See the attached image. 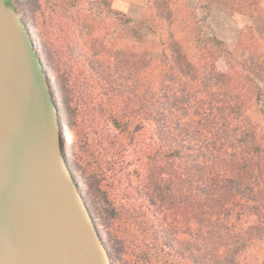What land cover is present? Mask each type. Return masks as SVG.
Wrapping results in <instances>:
<instances>
[{"label": "trees", "instance_id": "trees-1", "mask_svg": "<svg viewBox=\"0 0 264 264\" xmlns=\"http://www.w3.org/2000/svg\"><path fill=\"white\" fill-rule=\"evenodd\" d=\"M110 1L99 0L106 7ZM201 1L206 9L218 1L248 13L260 4ZM11 2L48 76L63 150L113 264H127L117 258L121 253L132 264H147L137 240L148 234H161L172 252L176 240L193 238L194 264H239L248 246L264 242V148L245 117L252 102L245 64L241 71L229 68L232 53L209 27L194 35V63L174 48L147 58L144 47L132 53L128 71L124 51L98 52L103 42L87 39L104 32L101 17L82 12L74 25L62 24L56 11L64 0ZM44 26L54 35L50 45L49 33L38 29ZM83 32L88 53L73 40ZM87 89L98 92L97 102ZM101 152L131 156L126 165L139 181L131 196L118 193L121 180L99 162ZM124 199L132 200L127 208L118 202Z\"/></svg>", "mask_w": 264, "mask_h": 264}, {"label": "water", "instance_id": "water-1", "mask_svg": "<svg viewBox=\"0 0 264 264\" xmlns=\"http://www.w3.org/2000/svg\"><path fill=\"white\" fill-rule=\"evenodd\" d=\"M35 51L11 0H0V264H113Z\"/></svg>", "mask_w": 264, "mask_h": 264}, {"label": "rangeland", "instance_id": "rangeland-1", "mask_svg": "<svg viewBox=\"0 0 264 264\" xmlns=\"http://www.w3.org/2000/svg\"><path fill=\"white\" fill-rule=\"evenodd\" d=\"M259 3L258 11L248 13L231 9L218 1H212L206 9L207 2L201 0H111L109 7L102 5L99 0H64L55 11L57 10L56 13L60 16L58 19L62 24L64 20L61 19H65L70 25H74L82 12H91L101 17L105 24L104 32L97 36L91 35L87 39L97 37L101 44L103 42L98 52H105L109 48L124 51L126 60L123 64L130 59L129 65L125 67L128 71L133 65L132 53L141 52L144 47L149 52L147 58L158 60L163 51L169 54L174 48L194 63L196 59L194 35L201 32L209 33L207 30L209 27L216 38L232 53L230 62H227L229 68L241 71V64H245L243 82L247 85V92L252 98L245 117L257 135L258 145L264 148V0H259ZM38 29L42 34L43 30L49 33L50 37L46 40L49 45L55 42L50 26ZM244 33H249V38L244 46L240 47L239 40ZM80 37H74L73 40L76 46H82V53H88L90 44L84 46L86 33L83 32ZM80 66L83 69L84 66ZM86 75L88 86L95 87L96 81L89 78V73L86 72ZM87 91L97 102L98 92L94 89ZM102 136L103 129L100 127L99 137ZM128 149L130 150L129 147ZM78 152L80 151L77 150V154ZM125 156L123 153V157L119 155L110 157L106 152H101L98 160L103 166L108 163L111 169L108 171L109 174L121 180L120 188L123 191L118 193L122 194L125 191L131 196L130 190L137 189L139 181L132 174L133 167L126 165L131 163V156ZM106 166L104 168H107ZM116 192L112 191L113 194ZM118 202L127 208L132 200L130 203H125L126 199ZM181 239L175 242L177 244L175 252L169 250L168 244L159 233L140 237L137 246L139 250L145 252L147 264H194L193 238L188 240L184 235ZM263 257L264 242H256L248 246L239 264H260ZM117 258L132 264V258L128 254L121 253Z\"/></svg>", "mask_w": 264, "mask_h": 264}, {"label": "bare ground", "instance_id": "bare-ground-1", "mask_svg": "<svg viewBox=\"0 0 264 264\" xmlns=\"http://www.w3.org/2000/svg\"><path fill=\"white\" fill-rule=\"evenodd\" d=\"M59 137H60V134H59ZM61 146V144H59Z\"/></svg>", "mask_w": 264, "mask_h": 264}]
</instances>
